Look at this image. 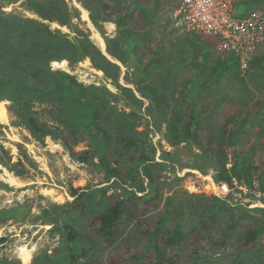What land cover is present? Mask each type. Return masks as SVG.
<instances>
[{"label":"trees","instance_id":"trees-1","mask_svg":"<svg viewBox=\"0 0 264 264\" xmlns=\"http://www.w3.org/2000/svg\"><path fill=\"white\" fill-rule=\"evenodd\" d=\"M147 1H155V5L152 10L141 8L139 15L142 18L156 14L162 7L161 0ZM262 1L264 0H244L239 5L248 7ZM85 4L90 6V3ZM26 5L43 20L50 22L69 24L68 15H73L66 0H26ZM131 16V12H125L108 19L116 23L118 30L117 36H106L108 51L130 66L138 91L151 101L149 112L160 117L158 128L162 127V122H166L172 146L183 143V147L188 148L192 154L190 163H182L177 154L171 151L163 152L162 161L157 160L158 149L148 136V131L138 129L140 126L150 125L151 118L131 105L129 112L119 111L113 119L115 110L112 106L106 99L93 95L103 93L105 97L108 95L109 98H117V93L103 86L80 81L76 75L66 70L51 68L50 64L54 59L68 58L72 62L79 60V51L82 52L80 58H91L93 65L106 73H110V66L117 70L120 68L90 39L87 31H83L82 37H75V41L70 42L67 39L68 33L58 28L53 30L50 24L38 22L36 30L45 31L48 36L56 38L40 43L36 36L30 40L29 35L33 29L32 32L24 31V27L15 20L0 16V39L4 37L0 40V99L11 101V109L37 139L44 140L47 136H52L61 140L73 159L99 166L107 182L84 188L72 186L73 200L62 204L51 202L44 208L49 215L47 221L53 224V233L59 234L60 238L52 251L46 250L43 253L45 263L42 256H38L31 264H177L176 256L170 255L169 249L183 243L188 245L194 237L200 240L198 226L186 230L180 222L169 225L174 216L181 214L180 205L175 207L176 202L170 193L171 184L166 190L168 194L162 208L159 206L164 190L158 184L159 175L154 170L159 167L176 173L177 165L181 169L190 167L212 175L218 185L211 183L210 187L214 190L220 188L221 194L212 190L210 197L202 199L199 213L202 228H214L220 213L231 211L220 233L221 244L238 229H243L240 252L257 256L262 250L264 206L253 208L258 216L246 212L249 209L240 202L237 192L244 193V189H247V195L253 197L260 193L259 199L264 202V179L262 174H257L260 166L254 161L256 147H242L247 129L264 119V100L257 102L260 107L256 113L247 111L243 106L226 109L218 124L204 125L206 118H212L214 110L210 108V102L205 99L199 101L195 91L198 86L210 89L219 85L229 74L246 84L239 56L224 51L215 57L213 51L220 39L189 31L185 32L183 39L190 45L191 58L178 44L173 43L172 47L178 48L182 53L181 59L173 54L166 57L158 47L150 48V54L141 61L137 58L136 36L140 34V31L137 34V30L146 24L139 19L137 27L131 26ZM4 25L11 26L16 32H8ZM114 26V23H108L109 29ZM17 33H21L18 40ZM62 38L64 42L60 41ZM44 43L46 44L42 45ZM187 60H191L195 68V78H188L180 88L173 89L167 84H156L152 80L160 69L166 72V62L173 61L176 65H181ZM64 61L67 60L55 61L54 64H66ZM247 69L263 70L264 53L256 54ZM112 76L115 86L130 101H141L132 88L119 83L117 75ZM170 95H177V102L173 105L169 101ZM37 102L47 103L42 109L43 118L35 109ZM215 107L216 105L214 109ZM209 111L211 114L206 117ZM50 113L55 117H51ZM110 121H113L117 131L107 127ZM258 137L259 143L264 145V123L261 122ZM86 141V147L80 148L79 145ZM194 146L200 151L194 152ZM5 153L6 161L3 158L0 160L16 171L17 175L23 176L29 172L24 160L11 162V155L7 151ZM123 156L127 160L124 168L119 164V157ZM26 157L31 160L28 155ZM30 163L36 165L33 160ZM180 180L179 176L174 179L177 183ZM233 204L239 211L245 212L239 214L238 211H232ZM91 205H102L103 209L90 216L88 209ZM155 206L160 209L157 218L149 221L147 214ZM33 210L34 203L29 200L1 207L0 223L12 221L20 225L30 218ZM87 215L89 217L85 219ZM247 218L252 219V222L242 226L241 222ZM129 219H133L141 228L144 240L132 244L127 238L125 226ZM97 243L105 249L106 253L102 257L90 253ZM192 253L191 264L195 262L198 249L193 248ZM0 264L20 263L0 260Z\"/></svg>","mask_w":264,"mask_h":264},{"label":"rangeland","instance_id":"rangeland-1","mask_svg":"<svg viewBox=\"0 0 264 264\" xmlns=\"http://www.w3.org/2000/svg\"><path fill=\"white\" fill-rule=\"evenodd\" d=\"M67 4L72 8V14L68 15L69 24H62L59 21L50 22L43 20L35 14L26 5V0H18L17 2H7L0 0V16L3 18H11L18 24L24 27V31L32 32L30 40L36 36L40 43L43 40H56L52 36H48L45 31L36 30L38 22L50 24L54 30L60 29L64 33H68L67 39L70 42L75 41V37H82L83 31L89 33L90 39L101 49L109 60L120 65L117 70L110 66V73H106L102 69H98L92 63L91 58L82 57V52L79 51L77 56L79 60L72 62L68 58L61 60H52L51 68L54 70L63 69L78 77L80 81L87 84H96L106 87L118 97L105 95L103 93L93 94L98 95L112 106L115 110L113 119H115L117 112L127 111L132 108L141 111L146 117L151 118L150 125H143L138 129H146L151 141L157 146V160L162 161L163 152L171 151L177 154L182 163H190L192 161V154L188 148L183 147V143L179 146H172L170 138L167 135L166 122H162V127L158 128L157 124L160 117L154 116L150 113L151 101L147 96H144L138 91L136 84L133 82V71L130 66L122 62L119 58L108 51V42L106 36H117V25L114 21H109V18H116L119 13L131 12L132 16L129 19L131 26L137 27V22L142 19L145 22V27L139 28L136 36L137 40V58L141 61L150 54V48L158 49L166 55V57L173 54L177 59H181L182 53L178 48L172 47L173 43L178 44L181 49L191 58L190 45L185 42L183 36L184 31H173L170 20L171 13L175 8V0H161L162 7L156 14H150L145 18L139 15L140 9L147 7L152 10L155 1L147 0H66ZM85 3H90V6ZM150 4V5H148ZM86 9V11L83 10ZM245 6L239 5V10L243 11ZM76 15L74 18L73 16ZM114 23V28L109 29L108 23ZM8 32H16L11 26L4 25ZM5 29V30H6ZM105 29V30H103ZM97 31V32H96ZM98 38L103 42V47L100 46ZM17 40L21 37V33L16 34ZM1 37L0 40H3ZM64 42V39L60 40ZM47 42V41H46ZM37 41V44L40 45ZM46 43L42 44L45 45ZM104 48V49H103ZM214 56L222 54V51L217 48L214 49ZM58 53V52H57ZM53 53V54H57ZM264 53V49L259 52ZM64 61L66 64H61ZM248 66L242 67L243 78L246 79V84L241 83L233 75H227L225 80L210 89H202L198 86L195 91L196 98L200 100L205 99L211 103L210 108L214 110V115L211 119L206 118L204 125L208 123L218 124L223 117V111L226 109H236L243 106L249 112L256 113L259 110V101L264 100V69L248 70ZM152 80L156 84H167L173 89L180 88L182 83L188 78H195V68L191 64V60L184 61L181 65H176L173 61L166 62V72L157 71ZM117 75L119 83L130 87L135 92L136 96L141 101H130L128 97L119 90L113 81L114 76ZM202 80V78H201ZM178 94V92H177ZM176 96L170 95V103H176ZM0 106H4L8 113L7 122L0 120V159H7L5 151L11 155V162L24 160L25 167L29 172L23 176L17 175L16 171L11 170L8 165L0 160V208L13 206L26 200L34 203V210L30 218L22 224H17L12 221L0 223V239L7 238L5 241L0 240V260L19 261L20 264H31L39 256H42L46 250L52 251L59 241V234H54L53 224L47 221L49 216L47 210L44 208L49 203L54 202L58 204L73 200L71 194V187H87L89 185L99 186L104 185V172L99 166L88 164L85 162L73 159L68 149L64 146L61 140H56L52 136H47L44 140L37 139L27 128L24 121L19 118L11 109V101L8 99L0 100ZM130 103V104H129ZM47 103H35V109L38 110V115L43 118L42 109ZM216 105L215 109L214 106ZM211 111L206 113L209 117ZM213 114V113H212ZM51 117H55L50 113ZM264 123L259 120L254 125L247 129V133L243 136L242 147L250 149L255 146L254 161L260 166L257 174H262L264 179V145L259 143L258 130L259 123ZM107 127L111 130L117 131L113 121L107 123ZM87 141L79 145L80 148H85ZM194 152L200 151L197 146L193 147ZM28 155L36 165L30 163ZM126 156L119 157V164L121 167L126 166ZM177 172H171L170 169L164 171L156 167L155 174H158L157 182L163 188V198L159 206L162 208V203L167 196L166 190L171 184V194L173 195L175 207L179 204L181 207V214L174 216L169 225L180 222L187 229H193L198 226L200 240L195 237L185 243L169 249V254L176 256L177 264H191L192 250L198 249V254L195 255V262L193 264H264V235L261 239L262 250L257 256H250L243 251L240 252L241 231L232 235L227 241L221 244V231L227 223L231 211H224L220 213L216 225L210 230H205L199 224V213L202 206V199L210 197L213 192L210 185H218L212 175L203 174L200 170L185 167L181 169L176 166ZM176 176L181 177L179 183L174 181ZM18 178L20 180H14ZM147 184V181H146ZM218 187V186H217ZM112 190H115L113 188ZM116 191V190H115ZM217 194H221L220 188L214 190ZM247 189L244 193L237 192L240 202L245 204L249 210H245L254 216H258V212L253 208L256 206H264V202L259 199L260 193L257 197L247 195ZM141 194V193H140ZM198 203H200L198 205ZM196 207V208H195ZM232 211H238L239 214L245 211H239L237 206L233 204ZM103 209L101 205H91L88 209L89 215L100 212ZM156 206L151 207L147 217L149 221L157 218L158 211ZM87 215L85 219L89 217ZM252 222V219H244L241 224ZM125 235L132 244L144 240V234L141 228L136 225L133 219H129L125 226ZM31 249V251H30ZM96 257L105 255V249L99 243L90 252ZM45 263L44 256L41 257ZM191 262V263H190ZM149 264V262L147 263Z\"/></svg>","mask_w":264,"mask_h":264},{"label":"built area","instance_id":"built-area-1","mask_svg":"<svg viewBox=\"0 0 264 264\" xmlns=\"http://www.w3.org/2000/svg\"><path fill=\"white\" fill-rule=\"evenodd\" d=\"M244 0H175L171 28L220 39L218 50L237 54L242 67L264 49V1L245 6Z\"/></svg>","mask_w":264,"mask_h":264},{"label":"bare ground","instance_id":"bare-ground-1","mask_svg":"<svg viewBox=\"0 0 264 264\" xmlns=\"http://www.w3.org/2000/svg\"><path fill=\"white\" fill-rule=\"evenodd\" d=\"M84 11H86V9L83 8ZM97 32V31H96ZM97 35V33H96ZM97 38H98V35H97ZM99 40V44L101 47H103V42L98 38ZM104 49V48H103ZM7 119H8V113H7V110L4 106H0V120L3 121V122H7ZM14 180H20L18 178H12ZM31 251V249H30Z\"/></svg>","mask_w":264,"mask_h":264},{"label":"clouds","instance_id":"clouds-1","mask_svg":"<svg viewBox=\"0 0 264 264\" xmlns=\"http://www.w3.org/2000/svg\"><path fill=\"white\" fill-rule=\"evenodd\" d=\"M169 22L171 23V17H170V21H169ZM173 30H174V29H173ZM174 31H176V30H174ZM188 32H189V31H188ZM191 32H193V31H191ZM195 33H196V32H195ZM199 34H202V33H199ZM217 46H218V45H217ZM216 48L218 49V47H216ZM259 52H261V51H259ZM259 52H258V53H259ZM258 53H257V54H258ZM241 65H242V64H241ZM0 100H1V99H0Z\"/></svg>","mask_w":264,"mask_h":264}]
</instances>
